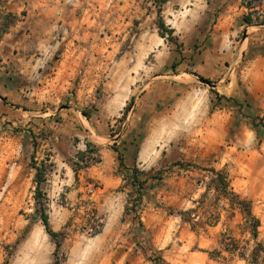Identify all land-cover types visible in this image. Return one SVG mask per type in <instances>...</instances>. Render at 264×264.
I'll use <instances>...</instances> for the list:
<instances>
[{"label": "crops", "instance_id": "1", "mask_svg": "<svg viewBox=\"0 0 264 264\" xmlns=\"http://www.w3.org/2000/svg\"><path fill=\"white\" fill-rule=\"evenodd\" d=\"M158 8L154 0H0V123L3 129L13 127L23 135L49 133L45 143L57 166L51 199L57 200L64 189L62 194L81 190L79 198L95 201L102 216L96 236L105 251L104 264H118L119 249L135 250L139 224L166 264H251L221 242L224 231L241 237L245 221L228 197L220 194L222 200L218 201L232 208L233 214L223 216V210L210 223L206 219L213 215L212 207L202 215L192 210L198 203L192 200L200 185H180L182 175L178 181L169 179V185H161L165 180L145 172L151 160H156V145L136 140L140 136L134 132L126 142L116 139V144L124 145L121 150L103 141L106 135L99 129L130 100L127 127L131 124L132 130H138L146 114V91L151 82L144 80L149 78L150 67L111 66L103 81L106 69L96 41H101L103 16L110 24L117 23L118 10H125L126 24L139 28L132 35L139 49L127 51L125 56L143 57L159 52L164 45L178 62L179 75L211 81L214 86L210 87L223 99L241 98V63L248 43L245 27L264 19V4L247 7L242 0H166L160 16L172 29L171 41L159 35ZM10 16L15 19L8 22ZM244 16L252 21L246 22ZM87 41L93 43L89 49ZM259 57L264 63V54L256 59ZM250 70L261 85L256 95L264 99V69ZM160 76L157 73L156 78ZM28 121L25 128L32 131L21 129ZM69 139L76 141L70 144ZM86 150L99 161L74 170L76 157ZM138 183L144 186L145 197L138 212L132 214L126 204ZM201 191L208 194L212 188L204 185ZM152 199L183 210L188 218L159 208ZM203 219L201 226L195 223ZM125 233L130 241H123Z\"/></svg>", "mask_w": 264, "mask_h": 264}, {"label": "rangeland", "instance_id": "2", "mask_svg": "<svg viewBox=\"0 0 264 264\" xmlns=\"http://www.w3.org/2000/svg\"><path fill=\"white\" fill-rule=\"evenodd\" d=\"M242 3L247 7L259 6L264 0H242ZM118 14L119 21L111 24L103 16L101 41H96V49L102 51L103 70L106 69L102 80L105 81L111 66L144 65L150 67L149 78L144 82L150 80L151 85L145 90L146 114L138 130H132L131 124L127 127L126 112L131 107L130 100L118 116L103 123L99 129L106 135L103 141L121 150L124 145L122 142L116 144V139L126 142L129 133L134 132L140 136L136 140L156 145L157 161L151 160V167L145 172L165 180L160 182L161 185H169V179L178 181L181 175L180 185L189 182L200 185L192 200L193 204L198 203L192 210L202 215L212 207L214 213L206 219L210 223L215 222L223 210V216L228 212L233 214L232 208H226L225 202H220L221 184L216 176L209 174L210 171L214 174L213 170L219 171L228 184L225 191L234 194L226 192L223 195L245 218L241 223V237L224 231L221 242L226 249L239 253L251 264H264V99L256 95L261 86L259 80L248 73L251 67L254 71L264 69L260 57L256 59L264 54V19L258 20V25L247 24L245 27L248 43L241 63V98L223 99L215 89L200 82L199 77L179 75L178 62L164 45L159 52L155 50L143 57L125 56L127 51L139 49V46L135 48L137 43L132 37L139 28L133 23L126 24L125 10H118ZM239 37L240 34L236 36ZM91 44L87 41L86 48L89 49ZM157 73L161 75L159 78H156ZM152 83L157 85L152 86ZM85 114L88 115V111ZM27 125L29 121L21 129L31 130L25 128ZM31 126L36 128L35 124ZM2 127L3 123H0V264H104L105 251L96 236L101 229L96 234L87 230L102 218L95 201L79 198L81 190L62 194L64 189L58 192L57 200L51 199V181L57 166L45 143L49 133L27 132L23 135L19 129ZM94 139L102 142L97 137ZM69 140L70 144L76 141ZM85 155L92 156V161L79 164L78 160ZM98 161L95 153L86 150L76 157L73 168L77 170ZM36 169L41 172L38 193ZM63 176L61 174L60 178ZM140 183L126 204L127 212L132 214L138 212L145 197V188ZM204 185H209L212 192L201 191ZM152 200L159 208L185 214L161 200ZM41 212L47 215L50 228L59 233L57 237L46 232ZM184 217L188 218L187 214ZM254 219L259 221L256 237L251 233ZM202 222L204 219L195 223L201 226ZM138 228L136 240L139 245L128 252L119 249L118 264H166L147 233L141 232L144 230L141 224ZM122 236L123 241L131 240L126 233ZM55 241L60 243L58 251H55ZM212 253L216 256L214 250Z\"/></svg>", "mask_w": 264, "mask_h": 264}, {"label": "trees", "instance_id": "3", "mask_svg": "<svg viewBox=\"0 0 264 264\" xmlns=\"http://www.w3.org/2000/svg\"><path fill=\"white\" fill-rule=\"evenodd\" d=\"M158 5H159V8L157 10V13H158V19H157V25H158V32H159V35L161 37H166L168 40H172V29L167 27L165 24H164V21L162 20L161 16H160V6L163 2H165L166 0H154ZM13 19H15V16H10L8 22H11L13 21ZM244 20L246 22H251V19L249 16H244ZM6 28V25H3V29ZM128 106L125 108V112L127 110ZM124 112V113H125ZM84 153V152H83ZM83 153H81L79 156L83 155ZM213 172L216 173V178L218 180V182L221 184V189L223 190V194H226V192L228 191H225L228 187V184L226 183L224 177L222 178L221 176V173L219 171H214ZM35 182H36V193H38V188H39V184L41 182V172L39 171V169H36V172H35ZM227 194H230V195H234L232 192H228ZM179 214H182V212H178ZM249 214V213H248ZM41 220L43 222V225L45 227V230L46 232L53 238L57 237L59 235L58 232L52 230L49 226V223H48V217L45 213L41 212ZM255 222L253 224V227L251 229V233L254 237H256V228L257 226L259 225V221L257 219H254ZM59 246H60V243L59 241H55V251H58L59 249Z\"/></svg>", "mask_w": 264, "mask_h": 264}, {"label": "built area", "instance_id": "4", "mask_svg": "<svg viewBox=\"0 0 264 264\" xmlns=\"http://www.w3.org/2000/svg\"><path fill=\"white\" fill-rule=\"evenodd\" d=\"M92 156L89 157L87 155L83 156L80 160H78L79 164H87L88 162H91L92 161ZM101 222L102 220L99 219L97 221H95V223L89 227L87 230L90 234H96L100 231L101 229Z\"/></svg>", "mask_w": 264, "mask_h": 264}, {"label": "water", "instance_id": "5", "mask_svg": "<svg viewBox=\"0 0 264 264\" xmlns=\"http://www.w3.org/2000/svg\"><path fill=\"white\" fill-rule=\"evenodd\" d=\"M198 80H199L200 82L205 83V84L208 85V86H214V84H213L211 81H209V80H207V79H205V78H203V77L198 78Z\"/></svg>", "mask_w": 264, "mask_h": 264}]
</instances>
